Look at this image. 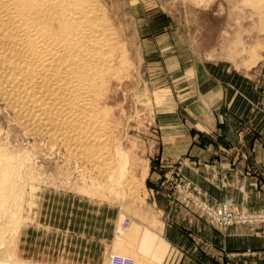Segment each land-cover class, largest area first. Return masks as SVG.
<instances>
[{
  "label": "rangeland",
  "instance_id": "obj_1",
  "mask_svg": "<svg viewBox=\"0 0 264 264\" xmlns=\"http://www.w3.org/2000/svg\"><path fill=\"white\" fill-rule=\"evenodd\" d=\"M101 3L125 45L121 77L112 79L102 104L115 167L106 178L79 156L29 133L0 99V254L27 264H107L97 249L89 253L85 241L75 247L70 236L58 263L17 254L19 229L29 220L65 224L72 196L110 204L117 215L112 254L143 264H168L149 254L150 232L161 229L165 212L201 215L216 227L255 229L264 237V207L249 210L241 196L233 206L225 195L234 190L222 196L202 190L198 177L183 172L181 159L157 177L158 194L147 181L168 135H188L191 142L174 143L197 153L208 140L226 137L230 143L233 133L264 131V0ZM212 149H218L215 143ZM124 219L129 223L121 229ZM46 235L44 256L52 258L49 246L59 237Z\"/></svg>",
  "mask_w": 264,
  "mask_h": 264
},
{
  "label": "bare ground",
  "instance_id": "obj_2",
  "mask_svg": "<svg viewBox=\"0 0 264 264\" xmlns=\"http://www.w3.org/2000/svg\"><path fill=\"white\" fill-rule=\"evenodd\" d=\"M124 60L101 0H0V99L29 133L106 178L115 165L102 104ZM1 254L0 264H27Z\"/></svg>",
  "mask_w": 264,
  "mask_h": 264
},
{
  "label": "crops",
  "instance_id": "obj_3",
  "mask_svg": "<svg viewBox=\"0 0 264 264\" xmlns=\"http://www.w3.org/2000/svg\"><path fill=\"white\" fill-rule=\"evenodd\" d=\"M182 136H166L169 138L166 150H162L159 161L155 162L157 166L149 167L147 181L152 190L156 189V194L160 188L157 177L171 172L181 161L183 172L189 173L193 180L198 177L202 190L213 191L216 196H222L223 190H234L235 195H225V200L233 206L240 205L241 196L245 198V207L249 210L264 207V176H261L264 174V131L259 135L233 133L230 143H226V137L208 140L204 149L197 153L189 148L190 145L179 149L175 141L191 142L188 135ZM213 143L218 149H212ZM70 198L65 224L63 221L50 224L29 220L19 229L17 254L20 257L58 263L70 236L71 241L75 240L72 241L75 247L83 246L85 241L89 253H95L97 249L98 254L107 257L109 264L117 215L112 216L110 204L106 202L79 196ZM165 214L161 229L150 232L154 240L149 254L159 261L168 264H264V237L257 230L249 231L236 226L216 227L207 223L201 215L188 212H181L182 215ZM47 232L59 237L58 244L49 246L54 254L52 258L44 256L47 253ZM142 241L141 236L137 249ZM159 242L166 246V252L162 251Z\"/></svg>",
  "mask_w": 264,
  "mask_h": 264
},
{
  "label": "built area",
  "instance_id": "obj_4",
  "mask_svg": "<svg viewBox=\"0 0 264 264\" xmlns=\"http://www.w3.org/2000/svg\"><path fill=\"white\" fill-rule=\"evenodd\" d=\"M226 208L220 210L218 213L221 214V212H226ZM129 223V219H124L121 223H120V228L124 229ZM116 234H118V231L116 230ZM110 264H132V260L129 258H125L122 256H119L117 254H112L111 255V259H110Z\"/></svg>",
  "mask_w": 264,
  "mask_h": 264
}]
</instances>
